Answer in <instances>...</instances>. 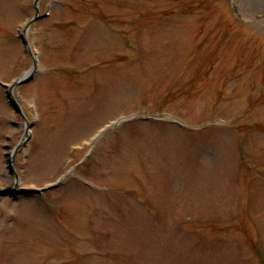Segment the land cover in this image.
I'll list each match as a JSON object with an SVG mask.
<instances>
[{"label":"rangeland","instance_id":"rangeland-1","mask_svg":"<svg viewBox=\"0 0 264 264\" xmlns=\"http://www.w3.org/2000/svg\"><path fill=\"white\" fill-rule=\"evenodd\" d=\"M37 7L21 114L35 0H0V188L63 179L0 194V264H264V0Z\"/></svg>","mask_w":264,"mask_h":264},{"label":"water","instance_id":"water-1","mask_svg":"<svg viewBox=\"0 0 264 264\" xmlns=\"http://www.w3.org/2000/svg\"><path fill=\"white\" fill-rule=\"evenodd\" d=\"M39 0H35V6H36V13L34 15V17L30 20V22L27 24L24 32H23V35H22V38H23V41L25 43V45L29 48L32 56H33V67L28 70L27 72H25L22 76H20L19 78H17V80H15L10 86H7L8 88V98H9V101H10V104L14 107V109L21 113V114H24V111H23V108L21 106V104L19 103V101L17 100L16 96L14 95V88L16 86H20V85H23V84H26L30 81H32L36 75V71L38 69V62H37V59L35 57V55L33 54L32 50H31V46H30V42L28 40V30L30 28V26L32 25V23H34L35 21H37L39 18H41V16L39 15V9L37 7V2ZM31 129V125L27 123L26 125V130H25V136L21 139V141L17 144L15 150L10 154V157L11 159L9 160V165H10V168H13L14 169V159H15V155L16 153L19 151V149L25 145L29 138H30V130ZM15 170V169H14ZM62 179L58 180L56 183L54 184H50L42 189H36V188H31L29 190H18L17 188H13V189H6V188H0V194H2L3 196H13L15 195L16 193H22V192H25V193H29V192H36V193H39V192H42V191H46V190H49V189H52V188H55L57 187L60 183H61ZM18 185H16L17 187Z\"/></svg>","mask_w":264,"mask_h":264}]
</instances>
